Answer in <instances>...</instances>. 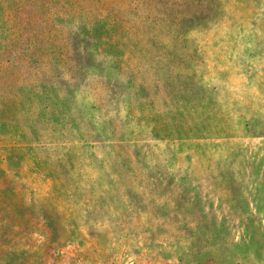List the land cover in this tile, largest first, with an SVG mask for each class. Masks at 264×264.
<instances>
[{"label": "rangeland", "instance_id": "obj_1", "mask_svg": "<svg viewBox=\"0 0 264 264\" xmlns=\"http://www.w3.org/2000/svg\"><path fill=\"white\" fill-rule=\"evenodd\" d=\"M0 264H264V0H0Z\"/></svg>", "mask_w": 264, "mask_h": 264}]
</instances>
